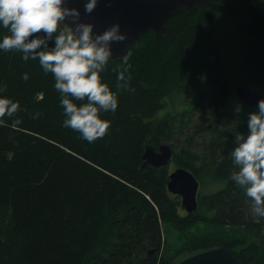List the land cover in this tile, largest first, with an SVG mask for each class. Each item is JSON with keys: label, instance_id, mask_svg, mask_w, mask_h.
<instances>
[{"label": "trees", "instance_id": "obj_1", "mask_svg": "<svg viewBox=\"0 0 264 264\" xmlns=\"http://www.w3.org/2000/svg\"><path fill=\"white\" fill-rule=\"evenodd\" d=\"M225 12L243 32L238 84L262 92L264 12L249 0H213L171 17L164 37L148 31L132 42L127 64L109 63L102 75L119 103L101 114L110 127L92 143L62 127L55 81L37 60L0 52L4 94L20 103L0 123V264H170L213 245L242 264H264V218L249 219L250 201L229 179L232 140L247 132L248 117L229 106L234 73L217 37ZM118 72L131 76L127 89L116 88ZM181 93L186 109L157 118L165 100ZM185 131L187 142L201 139L202 154L184 145L171 162L199 185L204 178L218 185L197 195L192 213L168 192L167 166L141 167L145 145L172 144Z\"/></svg>", "mask_w": 264, "mask_h": 264}, {"label": "clouds", "instance_id": "obj_2", "mask_svg": "<svg viewBox=\"0 0 264 264\" xmlns=\"http://www.w3.org/2000/svg\"><path fill=\"white\" fill-rule=\"evenodd\" d=\"M98 3L84 0V13L91 14ZM81 16L69 0H0V28L6 30L0 33V52L15 51L24 61L37 60L43 73H50L55 81L64 116L62 127L92 143L110 127L111 122L101 114L114 113L118 107V92L104 81L102 73L113 56V43L126 41L128 34L119 22L96 32L94 24ZM130 56L126 50L122 62L127 64ZM21 79L28 81L30 74L22 73ZM130 80V75L118 72L116 88L127 89ZM6 88L0 82V123L20 109L18 100L4 94ZM256 108L248 113L247 132L234 134L229 179L250 201V215L264 218V98Z\"/></svg>", "mask_w": 264, "mask_h": 264}, {"label": "water", "instance_id": "obj_3", "mask_svg": "<svg viewBox=\"0 0 264 264\" xmlns=\"http://www.w3.org/2000/svg\"><path fill=\"white\" fill-rule=\"evenodd\" d=\"M213 0H99L91 14L83 11L84 0H69L70 7L81 11L85 22L94 24V31H103L113 22L121 24V30L128 34L124 42L113 43V56L110 62L121 60L128 46L137 41L143 34L151 31L156 37H164L167 33L166 23L174 15L184 10L194 12L197 6L208 7ZM235 97L244 105L256 108L258 100L264 94L245 85L234 88ZM173 150L170 145L162 144L157 149L145 145L142 156V169L147 165L153 167L168 166L172 161ZM167 190L179 196L180 204L186 213L197 209L199 181L189 170L176 167L167 176ZM170 264H242L227 248L221 245L201 247L195 250L183 251Z\"/></svg>", "mask_w": 264, "mask_h": 264}, {"label": "rangeland", "instance_id": "obj_4", "mask_svg": "<svg viewBox=\"0 0 264 264\" xmlns=\"http://www.w3.org/2000/svg\"><path fill=\"white\" fill-rule=\"evenodd\" d=\"M225 1H231V0H225ZM237 1V0H235ZM249 2L256 6L259 11L264 12V0H249ZM230 13V12H229ZM228 12L223 13L222 20L219 21V27L217 31V37L219 40V47L221 50V55L223 60L226 62V64L232 69V72L234 74H231L230 76V87L232 90H234L235 87L242 85L238 84L240 81V74H237L238 72V59L240 56V51L243 46L242 42V28L240 23L232 17ZM237 71V72H236ZM264 94V90H262ZM183 94H177L171 96V98H167L165 100V106L162 110H160L157 113V118L163 116L166 111H180L183 109H186L182 101ZM230 107L233 109V111H236L237 113L244 115L245 117H248V113L251 111L257 110V108H251L248 106H245L243 103H241L236 97H233L230 101ZM199 112H194L192 114V118L196 120L199 117ZM186 133V134H185ZM191 132L187 134L185 131L184 133H178V135L173 139V143H168V145L171 146L173 152H176V150H180L184 147V145L189 146L191 151L198 152L199 154H202L203 144L201 143V139L194 138L191 139L190 142H187L188 137L190 136ZM198 163L197 165H199ZM176 168V165L171 162L167 166L168 172H172ZM204 178V177H203ZM218 185H213L212 182L208 178H204L200 180V186L198 189V196L199 193H205L208 194L211 191L217 190ZM179 197V196H178ZM249 219H252L253 222H262L263 218H250L251 215L248 213ZM173 251L175 250V247H173Z\"/></svg>", "mask_w": 264, "mask_h": 264}]
</instances>
